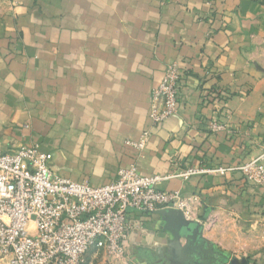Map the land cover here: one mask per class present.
<instances>
[{
  "label": "crops",
  "instance_id": "obj_1",
  "mask_svg": "<svg viewBox=\"0 0 264 264\" xmlns=\"http://www.w3.org/2000/svg\"><path fill=\"white\" fill-rule=\"evenodd\" d=\"M172 63L178 113L154 127L151 93ZM215 119L227 130L212 131ZM146 133L144 151L126 144ZM31 145L94 187L131 165L163 177L228 264H264V188L234 170L264 149V0H0V150ZM189 169L212 172L177 177ZM132 222L143 227L126 252L210 261L160 215Z\"/></svg>",
  "mask_w": 264,
  "mask_h": 264
},
{
  "label": "built area",
  "instance_id": "obj_2",
  "mask_svg": "<svg viewBox=\"0 0 264 264\" xmlns=\"http://www.w3.org/2000/svg\"><path fill=\"white\" fill-rule=\"evenodd\" d=\"M180 81L179 66L169 64L150 97L154 127L178 113ZM211 129L226 131L227 126L215 119ZM148 135L126 144L142 152ZM234 170L248 183L264 188V149ZM209 172L189 169L177 177L189 179ZM163 180L159 175H142L136 165H131L120 169L109 184L94 187L55 174L50 155L38 145L0 150V262L82 264L92 250L105 251L114 259L123 256L129 233L143 227L132 222V215L142 217L175 209L188 217L191 200L179 192L160 190Z\"/></svg>",
  "mask_w": 264,
  "mask_h": 264
},
{
  "label": "water",
  "instance_id": "obj_3",
  "mask_svg": "<svg viewBox=\"0 0 264 264\" xmlns=\"http://www.w3.org/2000/svg\"><path fill=\"white\" fill-rule=\"evenodd\" d=\"M165 222L166 229L172 233L176 241L183 239L186 241L187 253L189 250L196 254L210 258L208 263L203 264H220L223 263V255L217 253L211 243L204 237L205 227L200 222L188 220L180 210L168 209L158 211ZM184 249L179 253H183ZM208 255V256H207Z\"/></svg>",
  "mask_w": 264,
  "mask_h": 264
},
{
  "label": "rangeland",
  "instance_id": "obj_4",
  "mask_svg": "<svg viewBox=\"0 0 264 264\" xmlns=\"http://www.w3.org/2000/svg\"><path fill=\"white\" fill-rule=\"evenodd\" d=\"M210 223H212V222L210 221L209 225H211ZM209 225H208V227H209ZM232 238H234V237H230L229 238L230 240L228 239V241H230V243L232 242L231 241ZM247 238H248V240H250V237L240 236L239 241L244 243V240ZM206 239L208 240L207 236H206ZM242 245L244 247V244H242ZM214 249L217 253L222 254L224 257L223 258L224 262L220 263V264H228L229 261L228 262H226V261L229 260V255L222 253V251L218 250L216 247ZM242 252H243V250H242ZM231 255H233V254L231 253ZM208 257H205V258H207L209 260L210 258H208ZM205 263H208V262L206 261ZM0 264H5V263L0 262ZM82 264H168V263L160 260V258L156 254L155 255H149L146 252H140V253H138V255H133L132 253L126 252L123 256L114 259L110 255H108L105 251L92 250L85 255Z\"/></svg>",
  "mask_w": 264,
  "mask_h": 264
}]
</instances>
